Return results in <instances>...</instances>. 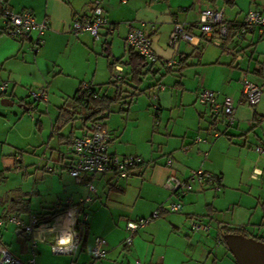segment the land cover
Here are the masks:
<instances>
[{
	"label": "crops",
	"instance_id": "1",
	"mask_svg": "<svg viewBox=\"0 0 264 264\" xmlns=\"http://www.w3.org/2000/svg\"><path fill=\"white\" fill-rule=\"evenodd\" d=\"M2 1L8 9L46 20L48 28L34 51L36 35L11 36L0 13V84L6 85L0 91V217L10 214L27 223L33 214L43 219L73 211L80 235L72 254L56 255L39 239L42 226L34 232L35 258L36 252L49 254L57 264H69L82 249L90 255L94 238L102 237L106 264H237L225 244V231L239 229L246 237H262L264 231V152L256 150L264 148V29L248 30L241 38L231 30L217 46L204 43L198 24L202 10L217 6L227 23L239 26L250 9L264 12V0H99L113 32L103 28L98 39L87 31H71L74 17L89 16L95 0ZM174 21L184 23L195 38L170 47ZM132 28L142 29L151 39L159 59L144 61L135 81L130 80L128 65L115 64L111 71L108 66L114 59H128L125 38ZM118 41L124 45L122 52L116 50ZM113 73L121 77L113 82L122 85L123 94L102 117L113 136L109 150L138 156L143 166L126 178L109 172L92 176L94 190L89 191L69 173L76 159L73 139L88 124L82 122V107L75 106V120L60 131L54 123L82 82L102 86L101 92L112 96L115 86L105 83L112 81ZM98 74H107L105 83L96 80ZM244 77L260 85V99L253 106L243 100ZM204 88L213 90L218 102L232 98L233 125L222 117L213 120L211 107L196 101ZM38 89L46 90V101L31 100L30 91ZM3 99L12 105L2 104ZM197 168L220 177L221 190L196 184L179 198L163 187L168 176L184 177ZM88 195L90 200L83 201ZM178 201L180 211L167 209ZM156 211L158 216L126 245V223ZM193 218L202 226L198 230L190 228ZM54 223L50 221L47 234L64 236ZM24 235L28 259L32 238ZM0 244L9 248L1 237Z\"/></svg>",
	"mask_w": 264,
	"mask_h": 264
},
{
	"label": "built area",
	"instance_id": "2",
	"mask_svg": "<svg viewBox=\"0 0 264 264\" xmlns=\"http://www.w3.org/2000/svg\"><path fill=\"white\" fill-rule=\"evenodd\" d=\"M126 0H122L125 2ZM0 13L6 23L7 33L13 37L22 38L30 34L36 35V39L32 44V50L36 51L42 44L46 29L48 28L46 20L37 21L34 16L28 11L15 12L8 9L2 0ZM199 30L201 31V38L205 44H214L221 46L224 40L229 35V23L223 18V9L217 6L204 9L200 12L199 16ZM106 29L107 33L113 32V27L109 23L107 17L104 15L101 1L95 0L93 2V9L89 16L86 17H74L71 24V31L74 34L87 31L95 39L100 38L101 30ZM257 28L259 31L264 29V12L259 9H250L244 15L243 21L239 26L233 27L234 35L237 38L243 37V35L251 29ZM195 36L187 31L184 27V23L174 21L172 31L169 36L170 47H175L180 40L191 42ZM125 45L128 48L133 49L140 57L144 59L146 63H155L159 59L152 47L151 39L144 33L142 29L132 28L125 38ZM166 66L171 65L170 61H163ZM120 71V68H119ZM112 82L120 79L118 73L112 74ZM90 84L82 82L80 84L81 90L90 89ZM242 95L244 103L251 106L258 103L260 99V85L244 77L241 80ZM5 84H0V91H4ZM159 89H163L160 86ZM30 97L34 102L47 100V92L44 89L31 90ZM196 101L199 104L209 105L211 107L212 119L222 117L228 126L234 124L235 121V106L233 100L229 96H225L221 102L216 100V93L209 89L204 88L199 90L196 95ZM154 109H158L157 103L153 104ZM113 136L104 126L101 121H91L85 127L84 132L75 137L72 142V149L76 156L74 163L69 167V173L77 183H85L89 191L94 190V184L90 177L95 175H102L105 173H113L119 178H126L136 166L142 164V160L138 156H118L110 152V142ZM256 150L261 153L264 152V148L261 146L256 147ZM168 166L172 165V159L168 157L166 159ZM52 170V168H48ZM200 187H206L207 185L215 191L221 190L220 177L212 175L202 168L191 170L186 176L178 177L175 175L168 176L163 187L167 189L172 195H176L181 198L186 193L193 190L194 185ZM90 196H86L83 201H89ZM162 208V207H161ZM182 208L180 201L167 205V209L172 212H178ZM158 216V212H154L151 217L139 218L136 220H130L126 223L127 236L124 239V243L129 245L132 243L133 235L139 229L145 227L152 218ZM55 216H44L41 219L39 216L33 214L29 217L27 223H23L16 216L7 214L0 217V227L4 224H13L17 229L23 230L27 235H30L32 240L31 256L22 260L18 256L14 255L7 246L0 244V264H37L35 259L34 245L37 239L34 236V232L40 229L42 226L47 229L50 221ZM67 222L70 224V229L67 231V239L63 241L64 236H56V245H51L50 250L56 254H72L79 243L80 235L76 230V224L73 220ZM202 226L197 219H191L190 228L192 230H198ZM42 231L39 239L43 240L48 231ZM203 229H208V226H203ZM105 240L102 237H95L93 245L90 248V255L93 260L102 259L106 256V250L104 249ZM136 264H143L136 262Z\"/></svg>",
	"mask_w": 264,
	"mask_h": 264
},
{
	"label": "trees",
	"instance_id": "3",
	"mask_svg": "<svg viewBox=\"0 0 264 264\" xmlns=\"http://www.w3.org/2000/svg\"><path fill=\"white\" fill-rule=\"evenodd\" d=\"M233 30L232 23H229V31ZM109 56V55H108ZM123 64L128 65L130 67L129 74L131 75L130 80H138L140 68L144 63V59L140 57L137 53L134 52L133 49L128 48V59L126 61L122 60V58L114 59L111 63H109L110 71L113 69L115 64ZM114 85L116 83L112 81H108L105 83V86ZM102 86L95 87L93 85L90 86L88 90H81L80 87L76 92V97L71 100V103L66 107H62L60 109L59 115L55 120L54 129L56 131H60L65 125L74 121L76 116L75 106L79 105L82 107V111L80 112V116L83 124L91 121H102L103 115L109 111L111 106L117 103L123 94L122 85L119 84L115 86V90L112 96L106 95L105 92H101ZM72 107V108H71ZM74 109V110H73ZM143 163L136 167H142ZM262 207H264V202H262ZM77 225H79L81 229V236L86 237V231L84 227L81 226V222L78 220ZM19 233L24 235L23 230H19ZM242 234L239 229H228L224 233V237L227 234ZM243 235V234H242ZM257 240L264 242V237H252Z\"/></svg>",
	"mask_w": 264,
	"mask_h": 264
},
{
	"label": "rangeland",
	"instance_id": "4",
	"mask_svg": "<svg viewBox=\"0 0 264 264\" xmlns=\"http://www.w3.org/2000/svg\"><path fill=\"white\" fill-rule=\"evenodd\" d=\"M123 48H124L123 43L118 41V43L116 45L117 52H122ZM102 66L103 65H101V67ZM96 80L98 82H101V84L105 83V81L107 80V74H105V75L103 74V76H102V74L101 75L98 74ZM141 97H143L142 99H144V97L146 98V95H143ZM31 100H32V98H31ZM139 102H140V100H139ZM32 103H34V102H32ZM117 106L118 107L123 106V104H118ZM149 113H151L150 107H149ZM135 177H137V176H135ZM132 178H134V177H132ZM136 179L141 180L140 177L139 178L137 177ZM99 188H100V190L102 189L101 187H99ZM245 234L249 235L248 233H245ZM260 236L264 237V231H262L260 233ZM0 237H1L2 241L9 246L8 249L14 255L18 256L22 260L27 259L28 255L25 254L27 252V249H28L27 244H26L27 243V236L22 235V234H17L16 228H14L13 225L4 224L2 227H0ZM67 238H68L67 235H65L62 240L66 241ZM44 241L49 246H51V245L57 246L56 238L52 235H47L45 237ZM54 254H56V253H54ZM79 254H80V257L74 259L73 261L72 260L69 261V264H90L91 261H93L97 264H100L101 262H102V264H106L103 261L105 257L102 259H98V260H91L90 255L87 251V248L80 250L78 255ZM56 255H64V254H56ZM36 258H37V261H36L37 264H57L55 259L51 258V256L49 254H42V253L37 254V252H36ZM121 264H126V262L124 260H121Z\"/></svg>",
	"mask_w": 264,
	"mask_h": 264
},
{
	"label": "water",
	"instance_id": "5",
	"mask_svg": "<svg viewBox=\"0 0 264 264\" xmlns=\"http://www.w3.org/2000/svg\"><path fill=\"white\" fill-rule=\"evenodd\" d=\"M1 100L4 105L11 102ZM225 244L237 264H264V242L242 234H227Z\"/></svg>",
	"mask_w": 264,
	"mask_h": 264
},
{
	"label": "bare ground",
	"instance_id": "6",
	"mask_svg": "<svg viewBox=\"0 0 264 264\" xmlns=\"http://www.w3.org/2000/svg\"><path fill=\"white\" fill-rule=\"evenodd\" d=\"M66 218H68L69 220H72L73 211H69L68 213L58 215L53 219V221L56 222L54 223L55 225L54 227H61L63 229L62 231H63L64 236L67 235V230L70 229L69 223L65 220ZM40 231H41L40 229L36 230L37 233H39Z\"/></svg>",
	"mask_w": 264,
	"mask_h": 264
}]
</instances>
